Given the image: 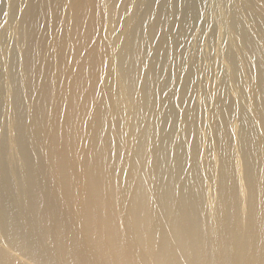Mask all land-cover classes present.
I'll use <instances>...</instances> for the list:
<instances>
[{
  "label": "bare ground",
  "instance_id": "6f19581e",
  "mask_svg": "<svg viewBox=\"0 0 264 264\" xmlns=\"http://www.w3.org/2000/svg\"><path fill=\"white\" fill-rule=\"evenodd\" d=\"M203 1H10L0 264H264V0L205 22L250 50L212 54L197 104L182 50Z\"/></svg>",
  "mask_w": 264,
  "mask_h": 264
},
{
  "label": "rangeland",
  "instance_id": "374dc122",
  "mask_svg": "<svg viewBox=\"0 0 264 264\" xmlns=\"http://www.w3.org/2000/svg\"><path fill=\"white\" fill-rule=\"evenodd\" d=\"M10 1H12V0H10ZM10 1L9 0H0V28L2 29L3 26L9 27L11 25L10 22L13 20L11 22L12 23L11 29L12 30L14 29L13 31H15L18 23H17V21H15V23H14V18H15L14 17V14L9 9V3H10ZM20 1H22V0H20ZM24 2L25 1H23L21 3V6L18 5V11L19 10L21 11L24 8V6H23V5H25ZM263 3L260 4V10L262 12H264V4ZM224 4H225L224 0H205V1H203L202 5L200 7V10H199V15L200 16L198 17V21L195 23V28H193L194 30L193 29H192L193 31L191 30L192 33L190 32L191 34L189 36H191V37H188V39L186 40L187 42L185 41L186 43H184V45H183V49H184V51L182 50V64L184 65L183 67L185 69H187V66H189L188 68H191L192 67L197 72L196 88L198 87L197 88V90H198L197 93L200 94V95L199 94H196L195 95L197 97L199 96V98L195 97L197 99L194 100L195 103L198 102L197 104H199L203 99H205L209 93H212L213 91L214 92L216 91L215 88L217 87L218 81L221 79L220 72H217V74H215L216 72L215 73L212 72L213 71V68L212 67H213V64H214V59L212 58L213 55L215 53L220 52L222 50V48L224 49V47H226L228 45H230V47L233 46L232 49L229 47L230 48L229 49L230 51L228 50L229 56L231 54H234L235 55V53H236V55H239V52L241 53V51L242 52L245 51V53H246L247 50L248 51L250 50L249 49V45L247 43H243L241 45L242 46V50H241V48H240L241 46L240 45H237L238 46L237 47L236 45H234L233 44V41L232 40H229V37L227 38V40H222L221 39L222 36L220 37L219 40H214V41L211 40V39H213L212 38V32H213V30H212V27L206 26V23L205 22H208L215 14H217L216 12H221L222 9H224ZM8 10L10 11V13H9ZM11 18H13V19H11ZM6 21H7V24H6ZM13 25H15V26H13ZM1 29H0V32H1ZM202 31H204V32H202ZM201 32H202V34H201ZM1 34H2V32H1ZM4 36L5 35L1 36L0 39L1 40L3 39L5 41V43L9 45L10 49H12L13 48V45H14V42H15V36L13 38L10 37V36L9 37L7 36L6 39H5L6 36L5 37ZM227 42L228 43L230 42V43L228 44ZM231 43L233 45H231ZM243 46H246V48L243 49L244 48ZM238 48H240V49L238 50ZM190 53H192V54H190ZM219 56L221 57V58L219 57V59H220L219 60L220 67H229L227 65L229 63V56L223 57V54H221V53H220ZM184 57H186V58L188 57V58L186 59ZM191 58L193 60L195 58L194 62H193V60ZM226 58H227V60H226ZM189 61H191L192 63L191 62L189 63ZM188 63H189V65H187ZM211 65H212V67H211ZM194 66H196V68ZM262 66L264 67V63L263 64H260V67H258V68H256V67L254 68L253 67V70H255V71L252 70L250 72L251 73L253 72L255 74L262 73V72H264V68H262ZM197 69H199V70H197ZM8 72H9V66H6V64H5V66L3 67V69H2V71L0 73L5 74V73H8ZM198 72H199V75L200 76L198 75ZM246 77L247 76L245 74V78ZM260 79L264 82V76L260 77ZM180 80L183 82L182 78L179 79L178 85H182ZM232 84L233 83L231 82V79H228L227 80V86H228L229 89H231L229 91L230 92V95H232L231 96L232 98H235L236 95L238 94V92L235 89H232V86H231ZM200 90H202L204 92V94H202L203 92L202 91L200 92ZM209 90H211V91H209ZM233 93H234V95H233ZM201 96H203V97H201ZM208 105L206 107L207 112L212 109L213 104H212V102H210ZM237 130H239V127L238 126H237Z\"/></svg>",
  "mask_w": 264,
  "mask_h": 264
}]
</instances>
